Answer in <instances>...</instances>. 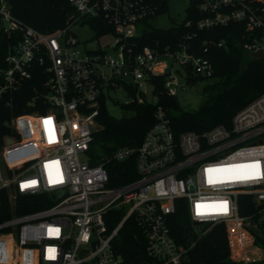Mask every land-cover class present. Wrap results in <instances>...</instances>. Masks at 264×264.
Wrapping results in <instances>:
<instances>
[{
    "label": "built area",
    "instance_id": "built-area-1",
    "mask_svg": "<svg viewBox=\"0 0 264 264\" xmlns=\"http://www.w3.org/2000/svg\"><path fill=\"white\" fill-rule=\"evenodd\" d=\"M185 1V27L205 30L236 21L246 30L263 27L260 37L242 48L264 55V9L257 16L245 0ZM67 2L78 16L101 20L109 31L95 37L110 41L82 48L71 27L83 23L73 19L42 32L14 18L0 0L2 31L17 34L0 67V98L21 86L32 90L26 102L31 109L9 118L10 131L0 145V264H121L112 243L128 219L142 234L150 264H180L186 248L173 241L167 227L178 199L194 226L223 224L231 261L261 260L251 230L264 225V93L239 108L227 125L203 131L174 134L165 111L156 106L139 143L117 147L109 157L133 158L136 177L108 186L103 162L90 164L88 155L99 127L100 97L105 105L107 92L119 88L126 96L120 106L147 102L143 85L155 75L162 76L165 93L175 96L191 85L189 73L206 79L211 67L181 41L135 51L140 25L156 10L151 0ZM189 10L201 17L192 20ZM18 119L30 133L26 140ZM19 149L24 155L9 165L4 155ZM241 195L251 202L246 214L238 212ZM36 196L45 205L17 212ZM109 211L119 213L110 228Z\"/></svg>",
    "mask_w": 264,
    "mask_h": 264
},
{
    "label": "trees",
    "instance_id": "trees-1",
    "mask_svg": "<svg viewBox=\"0 0 264 264\" xmlns=\"http://www.w3.org/2000/svg\"><path fill=\"white\" fill-rule=\"evenodd\" d=\"M9 13L17 20L42 32H51L64 27L73 19L86 24L93 30V37L109 31L108 27L99 19L78 16L67 0H5ZM156 5L154 15L165 10V0H151ZM253 13L262 16L264 0H245ZM188 11V9H187ZM192 20L199 19L201 15L189 10ZM141 27L140 33L134 40L135 51L142 45L161 49L164 45L172 47L181 41L188 45V51L195 56L208 59L211 74L208 78L214 79L211 84L201 88L208 91L205 101L193 112L179 109L175 96L167 95L163 89L162 76L155 75L148 78V82L155 95V102L130 103L122 105L121 109L127 114L120 117L110 116L103 103V96L99 99L96 121L98 129L95 130L89 145L88 155L90 164L103 162L108 175V186H116L136 177L133 158L126 161H115L110 157L112 151L120 146H136L144 131L153 123V111L160 106L169 119V125L174 134L183 130L203 131L212 126L227 125L230 117L250 100L264 93V55L260 58L249 57L242 45L249 43L253 38H259L263 27L246 30L241 21L231 22L224 26H217L205 30L194 27H185L183 23H174L167 28L154 27L147 24ZM264 24V16H262ZM189 38H186V35ZM17 39L14 32H3L0 26V67L9 48ZM205 48V51L203 49ZM264 52V51H263ZM199 75L190 74L186 81L196 85L204 80ZM32 90L29 86H21L9 97L0 98V145L2 137L10 129L5 125L9 118L15 114L27 112L31 108L26 105ZM5 100L9 105H5ZM17 127L23 140L29 138V131L24 119L17 120ZM21 150V149H19ZM18 150V151H19ZM17 151V152H18ZM22 151V150H21ZM16 155H19L18 153ZM9 165L13 155H4ZM38 196L28 197L31 203L17 212L33 210L42 207L37 202ZM48 201L47 204H49ZM174 212L167 216V227L173 241L186 248L180 264H240L228 257V246L224 226L221 223L212 225L194 226L185 211V202L175 200ZM239 214L249 212L251 204L249 197L238 196ZM105 220L110 228L119 218V213L109 211ZM201 231V232H200ZM254 242L263 251L259 261L248 264H264V225L257 223V229H252ZM113 250L120 255L121 264H150L151 259L145 254L143 237L139 228L128 219L112 243Z\"/></svg>",
    "mask_w": 264,
    "mask_h": 264
},
{
    "label": "rangeland",
    "instance_id": "rangeland-1",
    "mask_svg": "<svg viewBox=\"0 0 264 264\" xmlns=\"http://www.w3.org/2000/svg\"><path fill=\"white\" fill-rule=\"evenodd\" d=\"M165 10L157 15H153L146 19V23L154 27L167 28L174 23H181L185 18V0H165ZM141 27L145 26L143 23ZM71 31L77 37L79 41V46L82 48L95 47L97 42L104 43L110 41V36L93 37L92 32L89 28L83 23L81 26L73 25ZM214 82L212 78H206L196 85L201 88H206L207 84ZM144 99L147 102H153L154 97L151 92L150 85L145 83L143 85ZM208 95V91L205 89L203 91H196L194 85H187L182 90L178 89L175 94V100L180 110L193 112L205 101ZM125 93L119 89L115 88L107 92V97L105 98V108L107 113L112 117H120L121 115L127 114L121 109L119 103L125 100ZM23 151V150H22ZM21 150L17 153L19 155H13L12 161L10 164H16L19 162V159L24 155Z\"/></svg>",
    "mask_w": 264,
    "mask_h": 264
},
{
    "label": "water",
    "instance_id": "water-1",
    "mask_svg": "<svg viewBox=\"0 0 264 264\" xmlns=\"http://www.w3.org/2000/svg\"><path fill=\"white\" fill-rule=\"evenodd\" d=\"M108 50L110 51V49H108ZM247 54H248L249 57H252V58H260V57H262V52L260 50H257L255 52H249ZM194 88H195L196 91H200V87L198 85H195ZM193 224L197 225V222H193Z\"/></svg>",
    "mask_w": 264,
    "mask_h": 264
}]
</instances>
